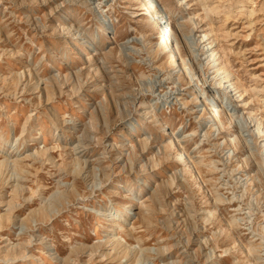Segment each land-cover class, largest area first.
I'll return each instance as SVG.
<instances>
[{
	"label": "rangeland",
	"instance_id": "1",
	"mask_svg": "<svg viewBox=\"0 0 264 264\" xmlns=\"http://www.w3.org/2000/svg\"><path fill=\"white\" fill-rule=\"evenodd\" d=\"M178 1L184 69L141 0H0V264H264V0Z\"/></svg>",
	"mask_w": 264,
	"mask_h": 264
},
{
	"label": "bare ground",
	"instance_id": "2",
	"mask_svg": "<svg viewBox=\"0 0 264 264\" xmlns=\"http://www.w3.org/2000/svg\"><path fill=\"white\" fill-rule=\"evenodd\" d=\"M178 2H180V4H182V3H184V0H179ZM140 10H141V14L143 15V17L147 21H151L154 27L158 26L159 32H158L157 36L155 37L156 45L159 47V50L162 49L161 53L169 52L171 54L170 56L169 55L166 56L168 64L172 67L174 65H177L180 69H184V67L181 66V63H183V62H181V60L179 59L177 53L174 51L173 44L171 43V37H172L171 35L172 34L169 30V26H168L167 22L163 21L165 14H163L161 9H157L154 6L153 0H141ZM186 18L188 19L189 22L192 23V25H195V23L192 21L191 17L187 16ZM155 21H156V23H155ZM211 37H212L211 29L208 27L206 30L200 31L199 34L196 36L195 40L197 43H199L201 45V51L204 55V60H205L206 64L209 66V69H211L212 73H215V77H217L216 83L218 85H220L222 88H224L226 91H228V90L230 91L233 89V87L231 86V83H229V80L228 81L225 80L223 73H227L228 75H231V74L229 71L223 70V66H219V64H217V62H216V56H217L216 51L217 50H215V48H214L215 45L212 44L213 39H211ZM187 74H188V76H190V74L188 72H187ZM199 95H202V94L199 93ZM210 104H211V101L207 103V105H210ZM214 104H211V106H209L208 110L207 109L205 110V113L208 115V117L210 119L212 118V120H214L215 122H219V116L217 114V104H218L217 103V97L214 98ZM213 105H214V107H213ZM226 117L228 118L227 124L230 125L231 124V118L227 113H226ZM133 129H135L134 126H133ZM23 131L24 130L22 129L21 133L19 135V138L22 136ZM173 135H174L173 133L169 132L170 138H172ZM17 140H18V137H15L14 143H13L14 145H12V146H15V142ZM172 142H173L172 143L173 146L175 147L177 142H175V141H172ZM78 145H79V143H78ZM263 147H264V145H263ZM9 152L11 153L12 151H9ZM176 161L177 162L184 161L186 164H189L190 169H192V165L189 163V159L184 155L183 152L179 151L177 153ZM10 163L11 162L8 161V158H6V159L0 161V166L1 167L2 166L7 167ZM12 166H13V164H12ZM41 189H42V187H40L39 191H41ZM127 207L128 206H126V205L123 206V208H127ZM106 211H104V210L98 211V214L106 221L111 220L112 225L116 224V223H114L115 217H117L118 221L123 220V215L121 213H119L118 211H115V210L109 211V212H106ZM112 231L113 230L111 229L110 233H109V240L112 242L118 243L120 238L117 237ZM10 248H11L10 251H11L12 256L13 255H15V256L20 255V253H22V251L24 250V247L21 245H13ZM133 248L134 247L127 245L128 250H132ZM37 260H39V259H37Z\"/></svg>",
	"mask_w": 264,
	"mask_h": 264
},
{
	"label": "built area",
	"instance_id": "3",
	"mask_svg": "<svg viewBox=\"0 0 264 264\" xmlns=\"http://www.w3.org/2000/svg\"><path fill=\"white\" fill-rule=\"evenodd\" d=\"M169 53V52H168Z\"/></svg>",
	"mask_w": 264,
	"mask_h": 264
}]
</instances>
